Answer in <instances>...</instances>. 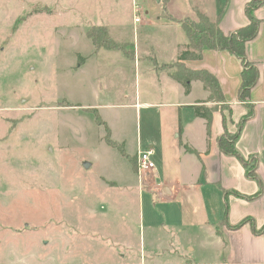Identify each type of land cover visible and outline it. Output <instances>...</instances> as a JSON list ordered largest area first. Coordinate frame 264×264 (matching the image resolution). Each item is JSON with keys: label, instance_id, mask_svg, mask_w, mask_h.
Masks as SVG:
<instances>
[{"label": "rangeland", "instance_id": "obj_1", "mask_svg": "<svg viewBox=\"0 0 264 264\" xmlns=\"http://www.w3.org/2000/svg\"><path fill=\"white\" fill-rule=\"evenodd\" d=\"M136 6L147 4L0 0V264L222 262L207 249L162 250L198 234L195 214L183 225L168 218L147 174L139 189L136 155L153 138L164 163H179L176 143L161 140L180 115L158 105L169 53L135 22ZM91 30L123 46L98 48Z\"/></svg>", "mask_w": 264, "mask_h": 264}, {"label": "crops", "instance_id": "obj_2", "mask_svg": "<svg viewBox=\"0 0 264 264\" xmlns=\"http://www.w3.org/2000/svg\"><path fill=\"white\" fill-rule=\"evenodd\" d=\"M144 1L147 7L141 9L145 15L135 22L144 30L152 29L156 34L153 41L156 49L163 54L169 53L163 56L165 61L157 68L162 90V100L158 105L179 108L180 115L179 124L175 123L171 128V138L167 134L161 140L176 143L172 145L179 163L172 166L164 163L166 145L158 147V141L153 138L149 141L153 145L150 148L155 149V154L157 152L162 161H157V169L148 175V183L157 198L168 201V210L171 211L168 218L174 215V219L183 225L187 223V215L194 212L199 230L195 237L191 235L182 244L169 240L171 243L162 250L172 252L176 247L177 253L194 255L199 249H207L213 255L221 256L222 262L216 264H264V4L255 11L261 20L258 36L247 44L248 58L259 68V82L251 90L249 98L242 100L239 96L243 66L240 58L230 51L207 48L203 50L201 59L183 61L189 68L209 69L216 75L225 103L230 106L228 111L221 108L223 103L209 101L210 91L200 80H193L191 91L186 93L184 85L172 77L177 70L173 64L189 45V38L178 20L197 19L198 12H201L212 20L219 18L225 33L234 32L250 23L246 5L251 0H169L166 7L163 0ZM167 15L176 20H169ZM176 28L182 33L178 40L175 38ZM195 90L200 94L196 95ZM169 94L170 98L175 94L177 100H169L166 96ZM202 101H209L205 103L208 107L218 105L210 129L206 119L194 113V105ZM251 108L255 114L243 123L236 141L241 158L224 154L219 138L227 131L237 132L238 124ZM185 111L194 113L192 123L185 122L182 116ZM244 159H250L249 166ZM253 165L252 171L258 174L257 179L249 175L248 169ZM147 184L139 177L141 191L143 186L148 188ZM246 219L247 222L237 227ZM173 235L177 238V233ZM191 257L185 264H210Z\"/></svg>", "mask_w": 264, "mask_h": 264}, {"label": "trees", "instance_id": "obj_3", "mask_svg": "<svg viewBox=\"0 0 264 264\" xmlns=\"http://www.w3.org/2000/svg\"><path fill=\"white\" fill-rule=\"evenodd\" d=\"M168 1L169 0H163L164 7H166ZM263 4L264 0H251L246 5V12L250 23L246 26L238 28L234 32L229 33H225L222 30L220 27L219 18L212 20L208 15H205L201 12H198L197 19L185 18L178 20V22L182 24L187 38H189V45L187 49L181 52L179 60L173 64L177 70L172 73V77L177 82H180L184 85L186 93L191 91V82L193 80H200L204 83L206 90L210 91L209 101L214 100L217 103H223L221 108L223 110L227 109L230 111V106L225 103V97L216 75L209 69H192L183 63L185 60L201 59L203 57V50L211 48L215 50L230 51L240 58L243 71L241 76L242 83L239 89V96L242 100H246L250 97L249 94L251 90L259 82V68L248 58L247 44L258 36L261 20L256 17L255 11L259 7L263 6ZM167 18L169 20H176L170 15H167ZM102 29L107 36V27L104 26ZM93 31H90V35L94 38L98 48H102V46L107 48H117L123 46L121 43L115 42L110 38L107 40H101V42H99L97 41L96 34H94ZM206 102L202 101L201 104L194 105L193 109L197 116L206 119L207 126L210 129L214 110L218 107V105L208 107L205 105ZM254 114L255 111L253 108H251L249 113L243 119H241L240 123L238 124L239 130L237 132L232 133L227 131L225 135L219 138L220 149L224 154H230L241 158L236 148V141L240 135V129L243 128V123L249 118L253 117ZM225 117V119H227V116ZM249 161L250 160L244 161L246 166H249ZM254 168L255 165L249 167V175L250 177L257 179L258 174H255V172L252 171ZM247 221L248 219L244 220L237 227L242 226Z\"/></svg>", "mask_w": 264, "mask_h": 264}, {"label": "built area", "instance_id": "obj_4", "mask_svg": "<svg viewBox=\"0 0 264 264\" xmlns=\"http://www.w3.org/2000/svg\"><path fill=\"white\" fill-rule=\"evenodd\" d=\"M135 12H136V21H140L141 17H140V11H142V9L140 8V6H136L134 7ZM154 155H155V149L154 148H150V149H139L138 151V155H137V160H138V170L137 173L140 177V179L142 180V182H144V176L145 174L149 175L151 172L155 171L157 169V164L156 161L154 159Z\"/></svg>", "mask_w": 264, "mask_h": 264}]
</instances>
